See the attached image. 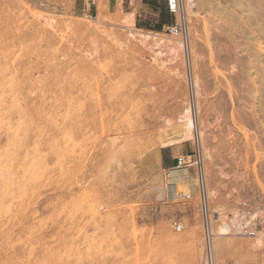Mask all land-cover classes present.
Instances as JSON below:
<instances>
[{"label":"rangeland","instance_id":"rangeland-1","mask_svg":"<svg viewBox=\"0 0 264 264\" xmlns=\"http://www.w3.org/2000/svg\"><path fill=\"white\" fill-rule=\"evenodd\" d=\"M102 2L108 20L94 28L75 18L96 17L82 0H0V264H187L188 249L173 240L190 233L203 251L196 190L180 202L178 187L165 199L152 193L177 156L194 153L186 143L150 158L186 84L173 75L177 63L169 54L126 41L119 22L131 9L129 0ZM133 4L136 29L164 32L175 23L163 0ZM39 13L69 25L64 40L43 28ZM247 14H239L236 42L217 35L221 59L215 65L225 79H215L208 51L198 43L199 68L211 82L202 105L211 148L206 184L216 191L209 205L221 206L225 216L238 203L248 212L264 211V135L231 120L223 87L210 94L215 81L238 90L244 85L238 69H228L237 58L231 49L252 42L242 28H254ZM205 24L198 22L199 31ZM236 95L243 105L244 94ZM175 223L182 224L180 232ZM245 238L222 241L236 254L225 264H237L236 258L264 264V248L249 251Z\"/></svg>","mask_w":264,"mask_h":264},{"label":"bare ground","instance_id":"bare-ground-1","mask_svg":"<svg viewBox=\"0 0 264 264\" xmlns=\"http://www.w3.org/2000/svg\"><path fill=\"white\" fill-rule=\"evenodd\" d=\"M133 5V0H129V6L131 7L130 11L124 12L120 15L119 28L124 32L126 41H138L145 47H149L150 50L155 47L160 51L157 56L161 55L162 52H165L167 55L169 54V61L177 63V68H175L173 75L183 79L187 89L186 93L182 96L183 99H181L180 102V109L174 117V121H171L168 118L163 120V125L160 127V130H158L159 133L156 136V141L151 147L150 158L157 161L161 149L173 147L180 149L184 144L190 143L193 152L196 153V158L200 160V166L198 167L201 168L202 174L206 180L209 173L208 161L211 160V148L209 145V136L206 127L207 118L204 115L205 110L202 105L208 96L206 92L208 89L207 87L210 85L208 84L209 81H207V73L205 70H201V67L199 68L201 47L198 43L199 41H202L208 51L210 59L209 62L213 65V76L215 79H218V75L224 78L225 76L223 72L215 65L216 61H220L221 59V51L219 49L217 35L221 34L222 37L225 36L228 38L230 40V44L236 42L234 31L239 32L240 26L243 24V19L241 18L242 21L239 19V14L243 12L248 13L246 17L247 19L250 18L254 28L252 30H248V27L242 28L244 32H246V34L244 33L245 36H248L249 38L251 37L250 39H252V42H250L249 45L244 46H238L236 44L235 48L231 49V51L234 50V53L237 55V58L234 60L236 65L230 61L228 69V71L231 70L232 72L235 69H238V73L241 76V83L244 85H239L240 87L238 90L235 89V87L227 80H225L223 84L219 81H215L213 84V90L210 94L216 93L221 87H223L229 98L228 100L231 105V107H229L232 109L230 114L231 120L233 122L237 121L247 127L254 126L252 127L253 130L255 128L258 132L259 129V132H262L264 135V0H254L252 3H250L249 0H182L183 11L181 13H177L175 20L177 23L185 24L186 34L183 36H170L165 32L136 29V11L132 8ZM119 6L120 4L116 5V7ZM231 6L232 8L238 9V13L234 9L232 10ZM104 10L105 8L102 0H98L95 18H90L89 16L75 18L80 21H86L87 25L90 27L102 28L108 20L107 16L104 15ZM34 12V14H37L36 11ZM201 15H204V17L201 18ZM36 18H38L42 23L43 28L59 36L60 40L65 39V35H63V33L66 28L68 29L69 25H60L56 21L55 15L52 16L51 14L43 15L42 13H39ZM199 21L207 22V24H205L200 31L198 28ZM218 22H220V24ZM249 38L247 40L248 42ZM241 39L243 40L244 37ZM236 40H239V38ZM94 41L93 44L91 43L92 46L94 45ZM95 46L97 45L95 44ZM122 47H124V45H122ZM157 56L155 55V57ZM95 60H97V58L94 59V61ZM94 63H96V61ZM129 63L131 62L129 61L128 64ZM100 69H102V67ZM191 92L192 97L190 96ZM236 93L244 94V100L246 99V102H244L243 105L239 104V98L242 97H239ZM203 96H205V98H202ZM245 110L249 111L250 117L245 115ZM136 134L135 136L138 137ZM256 135H258V133ZM133 139L135 138L133 137ZM114 142L115 140H113V144ZM15 157L16 155L14 158ZM187 168L188 167L179 168L175 166L174 169L169 170V175L166 176L165 179L159 181L157 184L155 182L156 185L154 186V190L151 189L152 193L156 192L158 199H165L168 197L170 187L173 186L179 188L175 197V199L179 202L184 198L186 199L187 195H194L197 187V170L193 169V171L190 172L187 171ZM206 189L208 200H215L216 191L210 186ZM244 206L245 205H240L238 203V205L232 210H229L231 212L230 215L227 216L224 215L225 213L222 214L221 206L216 209L218 216L213 218L210 222L214 264H225V259L229 257H236L234 249L226 248L223 245L222 241L227 239H241L246 237L247 249L252 252L259 250L262 251L264 248V211L256 209L248 212ZM223 215L225 217H223ZM258 223L260 229H258ZM251 232L253 233V236H251ZM173 243L175 245H183L188 249L189 255L187 264H206L201 246L202 243L196 241L191 233L187 236L176 237L173 240ZM242 262L243 258H236L237 264H242Z\"/></svg>","mask_w":264,"mask_h":264},{"label":"built area","instance_id":"built-area-1","mask_svg":"<svg viewBox=\"0 0 264 264\" xmlns=\"http://www.w3.org/2000/svg\"><path fill=\"white\" fill-rule=\"evenodd\" d=\"M82 1L89 11L96 12L98 0ZM164 2L166 11L174 19L177 13H181L183 11L182 0H164ZM163 31L170 36H183L184 34H186V26L184 23H177L175 20L174 24L164 28ZM175 161L176 166L179 168L193 167L197 170V187L195 190L197 194V205L202 225L203 255L206 264H214L210 222L213 218L218 216V212L216 211V209L210 208L209 200L207 197L206 180L202 174L201 168L198 167L200 166V160L196 158V153H193L192 155L190 154L177 156ZM191 198V195H187L186 200H190ZM174 226L176 232H180L183 228L182 224L180 223H175ZM251 234V236H253L252 232Z\"/></svg>","mask_w":264,"mask_h":264},{"label":"crops","instance_id":"crops-1","mask_svg":"<svg viewBox=\"0 0 264 264\" xmlns=\"http://www.w3.org/2000/svg\"><path fill=\"white\" fill-rule=\"evenodd\" d=\"M140 3L143 4V5H149L150 4V0H140ZM163 5H164V8L166 10V6H165L164 0H163ZM135 24H136V18H135Z\"/></svg>","mask_w":264,"mask_h":264}]
</instances>
